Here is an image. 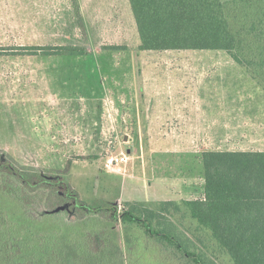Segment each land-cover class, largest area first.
Masks as SVG:
<instances>
[{
  "label": "rangeland",
  "instance_id": "1",
  "mask_svg": "<svg viewBox=\"0 0 264 264\" xmlns=\"http://www.w3.org/2000/svg\"><path fill=\"white\" fill-rule=\"evenodd\" d=\"M57 4V19L63 22L58 30L42 23L36 37L29 29L35 25H30L13 40L6 39L1 19L6 8L0 5V48L6 49L0 53V151L17 166L66 172L83 203L105 208L116 202L122 209L123 173L141 172L138 155L144 163H155L144 168L146 173L153 171L170 184L191 178L194 187L188 195L195 199L204 190V151H264V88L225 51H142L130 3L127 9L123 1L116 11L121 26L96 31L85 30L76 2ZM65 45L84 51L12 53L19 46ZM120 153L131 157L128 167L122 164L124 172L106 168V159ZM132 164L137 170H131ZM52 191L39 189L31 199L27 195L31 215L39 217L63 205ZM163 195L182 198L174 190ZM163 201L139 203L159 209ZM150 250L139 238V255L150 258ZM217 256L218 264H234L226 252L218 250Z\"/></svg>",
  "mask_w": 264,
  "mask_h": 264
},
{
  "label": "trees",
  "instance_id": "2",
  "mask_svg": "<svg viewBox=\"0 0 264 264\" xmlns=\"http://www.w3.org/2000/svg\"><path fill=\"white\" fill-rule=\"evenodd\" d=\"M129 3L139 50H223L264 88V0ZM81 47L19 46L12 53L79 55ZM200 159L202 197L120 209L116 202L88 206L66 172L23 170L0 151V264H218V250L234 264H264V151L208 150ZM42 188L63 205L35 217L27 195ZM139 238L150 244V258L137 252Z\"/></svg>",
  "mask_w": 264,
  "mask_h": 264
},
{
  "label": "crops",
  "instance_id": "3",
  "mask_svg": "<svg viewBox=\"0 0 264 264\" xmlns=\"http://www.w3.org/2000/svg\"><path fill=\"white\" fill-rule=\"evenodd\" d=\"M57 1L58 0H17V2H15L14 0H0V5L6 8L2 10L5 12L1 15L3 16L1 18L2 24L8 34L6 39L9 40L19 39V37L22 36V33L25 32L30 25H35V30L31 29L30 27L29 29L33 32L34 36L36 37L39 36L36 34V31L41 30L39 24L42 23L52 24L51 26L48 27L50 31L52 29L58 30L59 29L58 25L63 24V22L57 19V14L60 13L59 9L57 8L58 7ZM61 1L65 5H68L71 1L72 4L73 2H76L77 8L81 11V24L87 31L88 30L96 31V28L98 30L101 29L106 30L107 28L110 29V28H114L115 26H121V21L119 19L120 14L119 12H117L116 15V11H118L117 9L119 8V6H121L123 1L125 2L127 9L129 4V0H61ZM11 8H14V10ZM15 8L17 9V11H15ZM2 11L0 10V13ZM38 19H40L41 22H36ZM64 24L66 25V23ZM106 25H110V27H107ZM181 108H182L181 105H178L177 110H181ZM178 117H181L182 119L184 118L179 115ZM173 123H175L178 127L182 126V123H180L179 120L176 118H173ZM173 123L169 121L168 127L172 128ZM190 142L191 140L186 141V143H190ZM192 142H193L192 144H194V141ZM190 148L191 147H189V150ZM150 156L152 157V155ZM140 158H142L141 155L136 156V159H139L138 164L140 163L141 172H139L138 174L132 172L133 174L131 175L129 173H123L125 178L122 182V187L120 188L121 193L119 197L123 198L125 202L139 203V201H141L145 203L146 201H151V200L152 201L173 200V199H166V197L163 195V192H165L166 190L167 191L174 190L176 193L179 192L182 198L178 199L177 201L192 199L191 197H189L191 194L188 195V192L191 191L194 187V183L190 181L191 178H188V180H186L185 182L182 181L183 179L176 178L173 184H170V179L157 178L158 176L161 175H158L153 171L152 173H148V171L146 173L145 167L150 166V168H152V166L155 163L146 162V161L144 163V161H142ZM129 161H131L130 156H129ZM129 161H127L126 163L127 165H125V168L128 167ZM131 170L132 171L137 170L134 164L131 165ZM122 172L124 171H121V173ZM203 182H204V178H203Z\"/></svg>",
  "mask_w": 264,
  "mask_h": 264
},
{
  "label": "built area",
  "instance_id": "4",
  "mask_svg": "<svg viewBox=\"0 0 264 264\" xmlns=\"http://www.w3.org/2000/svg\"><path fill=\"white\" fill-rule=\"evenodd\" d=\"M127 161L129 157L124 153L112 154L106 159L105 166L114 172H121L123 171L122 164H126Z\"/></svg>",
  "mask_w": 264,
  "mask_h": 264
}]
</instances>
